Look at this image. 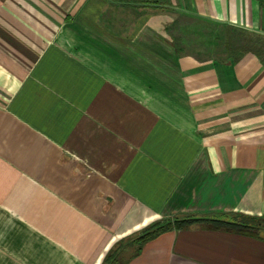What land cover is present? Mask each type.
Segmentation results:
<instances>
[{"label": "crops", "instance_id": "obj_1", "mask_svg": "<svg viewBox=\"0 0 264 264\" xmlns=\"http://www.w3.org/2000/svg\"><path fill=\"white\" fill-rule=\"evenodd\" d=\"M150 2L0 0V264L264 218V56L225 48L264 36V0ZM125 264H264V239L198 222Z\"/></svg>", "mask_w": 264, "mask_h": 264}, {"label": "trees", "instance_id": "obj_2", "mask_svg": "<svg viewBox=\"0 0 264 264\" xmlns=\"http://www.w3.org/2000/svg\"><path fill=\"white\" fill-rule=\"evenodd\" d=\"M152 4H159V3L153 2ZM234 31H238L237 34L238 38H235V36L233 35ZM245 36L247 35L242 31L229 27L227 28L225 48L229 55H234V53L238 51L243 53L251 52L260 55L259 50H256L255 48H250L246 46V44H240L241 39L242 41H245L247 39L246 42L249 40ZM247 37H251V36H247ZM235 216L240 218V220L222 221L214 218L211 219V218L200 217L197 215H184V216L174 217L170 220L157 221L151 224L150 226H148L145 230L138 233L137 235L115 244L107 252L101 264H125V261L128 258L134 257L140 252L142 246L148 240L156 237L161 232L172 229H181L183 227L198 222L209 221L212 222L213 224L222 225L228 227L229 229H233L234 231L242 232V233H248V230L257 228V224H256L257 221L255 220V218L247 217L243 215H235ZM127 252L128 254L126 255V257L122 258L121 254Z\"/></svg>", "mask_w": 264, "mask_h": 264}, {"label": "rangeland", "instance_id": "obj_3", "mask_svg": "<svg viewBox=\"0 0 264 264\" xmlns=\"http://www.w3.org/2000/svg\"><path fill=\"white\" fill-rule=\"evenodd\" d=\"M118 4L117 5H120L119 3H132L133 5H135V3H138V4H146V5H156V6H159V4H152L153 2H150V0H115ZM237 34H238V31H234L233 35L235 36V38H238L237 37ZM248 36V35H247ZM245 36L246 38H248L250 42H246L245 41H242L241 39V42L240 44H246V46L250 47V48H255L256 50H259V53L261 55L264 56V36H261V37H247ZM185 38H189L188 35H185L184 36ZM190 38H193V36H191ZM222 221H239L240 218L236 217V216H233V217H228V219L226 218H221ZM255 220L257 221L256 224H257V228L256 229H252V230H248V233H250L251 235L255 236V237H258L260 239H264V218H255ZM128 254L127 253H122L121 256L122 258H125L126 255Z\"/></svg>", "mask_w": 264, "mask_h": 264}]
</instances>
